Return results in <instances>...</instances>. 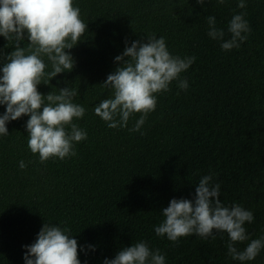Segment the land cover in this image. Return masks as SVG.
Returning a JSON list of instances; mask_svg holds the SVG:
<instances>
[{
	"label": "trees",
	"instance_id": "trees-1",
	"mask_svg": "<svg viewBox=\"0 0 264 264\" xmlns=\"http://www.w3.org/2000/svg\"><path fill=\"white\" fill-rule=\"evenodd\" d=\"M238 3L73 0L87 25L65 50L74 66L50 79L52 62L42 55L45 75L37 87L45 96L66 86L77 92L72 102L86 111L73 123L87 138L74 143L76 155L41 162L27 146L29 117L6 124L9 134L0 135V264H25L24 246L35 242L44 223L70 230L80 264H103L141 240L159 250L165 264H264V249L252 261L233 260L226 233L174 242L154 231L169 201L191 198L200 178L211 174L222 204L253 212V222L244 225L249 240L235 246L243 251L264 237V0H245L243 9ZM241 12L251 31L238 48L225 51L222 41L208 36L206 18H216L227 40L228 24ZM151 35L164 37L171 55L195 61L168 91L156 94V108L139 131L131 129L141 113L125 127L109 128L94 112L113 94L103 82L119 66L114 58L126 42ZM16 43L0 36V66ZM19 44L29 48L26 38ZM181 79L186 90L178 87ZM4 110L0 105V115Z\"/></svg>",
	"mask_w": 264,
	"mask_h": 264
},
{
	"label": "clouds",
	"instance_id": "clouds-1",
	"mask_svg": "<svg viewBox=\"0 0 264 264\" xmlns=\"http://www.w3.org/2000/svg\"><path fill=\"white\" fill-rule=\"evenodd\" d=\"M207 2L196 0L200 5ZM217 2L223 4L225 0ZM237 6L245 8V0H239ZM244 16L243 12L233 15L228 24L231 38L227 40L224 31L216 27V18L208 16V36L222 41L220 46L225 51L238 48L247 39L245 34L251 31ZM86 29L73 0H0V36L17 42L15 50L7 55V62L0 66V105L5 106L0 115V135L9 134L6 127L9 121L28 116L27 146L33 154H39L41 162L76 155L74 143L87 138L86 131L73 123L86 111L82 105L72 102L77 92L66 86L59 89V94L50 91L45 96L37 87L45 75L42 55H47L52 62L50 79L71 71L73 58L65 50L76 45ZM25 38L28 49L19 44ZM194 61V56L171 55L162 36L151 35L146 42L136 40L130 46L126 42L122 54L114 58L119 66L103 82L105 87H111L113 94L100 101L95 114L109 128H117L125 127L133 113H141L131 129L139 131L147 114L156 108V94L168 91L169 84L178 80ZM178 87L186 90L187 80H179ZM19 167L25 168V162L20 161ZM219 192L220 184L213 183L211 174L201 177L191 198H173L161 210L165 219L154 231L157 236H166L174 242L193 234L215 239L214 233H226L231 258L252 261L264 249V237L252 239L243 251L235 245L249 240L244 225L253 222V212L239 204L225 206L219 200ZM69 232L67 228L44 223L35 242L24 246L25 264H80V246ZM87 247L95 250L92 245ZM103 264H165V257L141 240L122 248L114 258H105Z\"/></svg>",
	"mask_w": 264,
	"mask_h": 264
}]
</instances>
